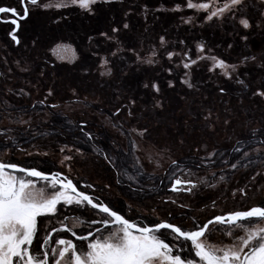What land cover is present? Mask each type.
<instances>
[{
    "label": "rangeland",
    "instance_id": "1",
    "mask_svg": "<svg viewBox=\"0 0 264 264\" xmlns=\"http://www.w3.org/2000/svg\"><path fill=\"white\" fill-rule=\"evenodd\" d=\"M19 1L0 0V7H13ZM186 2L112 0L111 3L98 4L94 14L79 8H31L30 16L19 33V45L9 37L12 28L0 22V133L11 129L9 134L17 141L16 148H5L7 140L0 136V157L36 168L52 165L70 179L92 184L95 195L110 201L130 217L143 219L145 223L159 215L162 220L167 218L177 224L183 220L187 230L191 229L193 219L198 223L207 222L214 215L264 206V176H257L252 181L257 171L264 172V163L257 160L248 168L231 170L220 162L233 160L231 148L237 140L246 141L257 148L261 146L258 141L264 140V135H261L264 133V98L253 94L264 91V69L258 67L264 61V21L253 10V27L243 30L237 21L231 19H217L214 22L201 19L202 13L188 9ZM177 5H180L179 10ZM146 7L155 15L158 10L179 11L180 18L163 15L161 21L146 32L143 29ZM189 17L192 22L185 23ZM2 18H6V15H2ZM169 19L171 22L167 21ZM180 19L184 24L182 48L179 44L183 52L182 63L178 66L180 82L170 87L167 80L172 76L166 68L173 64L167 63L162 54L159 61L151 56L156 64H148L147 59L143 62L142 57L136 58L133 53L135 50L144 54L145 49L141 47L143 40L154 43L159 35L171 34V23ZM124 24L128 25L127 29L123 27ZM256 24L260 26L256 27ZM113 28L120 31L113 33ZM102 33H107L112 39ZM245 35L247 40L243 39ZM57 45L69 47L54 55L52 50ZM198 45H204L203 53L199 52ZM168 47L163 48L172 49ZM113 52L117 54L113 56ZM200 56H215L228 64L238 65V71L233 79H228L221 74V69L210 71L213 61L200 60ZM246 56H255L257 60L255 63L245 61ZM105 59L110 62L107 67L112 69L111 76L100 75L106 70L101 67ZM191 60H197V64L184 68L183 64ZM236 76L249 86L244 88L240 85ZM185 80L194 87L189 88ZM145 84H149V87L145 88ZM152 84L158 85L160 91L156 92ZM49 92L52 93L50 96ZM42 104L46 107L58 104L59 111L72 115L76 120L82 116L79 120L83 123L88 121L85 113L96 109L110 110L113 116L103 115V123H106V131L111 133L115 147L127 157L126 172L136 176L137 182L129 181L127 175H120L103 157L87 153L82 149L85 144L51 133L47 130L49 127L43 126L41 135L39 122L45 124L44 121L49 118L48 113H42ZM20 109L26 110V114H22ZM118 110L119 115L114 116ZM21 115L23 120H30L31 123L15 122ZM89 129L90 132H100L98 128ZM133 129L136 131L133 132ZM20 131L24 135L20 136ZM254 131L257 134L253 137ZM139 133H143V136ZM65 143L69 147L80 148L84 153L83 156L71 153L74 157L69 162L71 172L61 165L63 154L58 149ZM212 151L222 154L216 158L215 166L204 160L207 168L195 167ZM27 152L33 155L29 156ZM43 152L48 155H36ZM173 160L180 163L185 173L191 168L192 172L212 183L224 175L225 182L215 189L200 185L195 194H162L158 183L173 181ZM208 168L216 171L215 178L208 175ZM191 178L196 181L197 177ZM118 179L120 183H117ZM43 184L38 182V188ZM239 189H245L247 195ZM130 193L133 198L125 196ZM172 200L176 203H171ZM214 200L215 207L212 204ZM181 204L186 207L181 208ZM92 212L91 209H74L70 216L87 217ZM167 213L171 215L167 216ZM50 224L59 226L55 219ZM216 227L221 231H216ZM216 227L210 226L215 236L209 242L221 245L230 243L231 238L222 235L226 226ZM60 234L66 236L65 233Z\"/></svg>",
    "mask_w": 264,
    "mask_h": 264
},
{
    "label": "snow or ice",
    "instance_id": "2",
    "mask_svg": "<svg viewBox=\"0 0 264 264\" xmlns=\"http://www.w3.org/2000/svg\"><path fill=\"white\" fill-rule=\"evenodd\" d=\"M20 2L22 14L15 8L0 7V14L11 13L14 17H18V19L10 21L16 28V31L10 33L11 40L17 45L21 43L17 35L20 29L18 20L29 18V5L33 9L43 10L79 8L88 14H94L98 4L111 3L112 0H20ZM186 7L201 12L200 18L207 21L214 22L217 19L237 21L243 30L253 27L251 15L253 10L258 13L261 21H264V0H198V2L187 0ZM179 8L180 5H177V10ZM191 22V17L185 21V23ZM255 26L259 27L260 25L256 24ZM123 27L127 29L128 25L124 24ZM119 31L118 28L112 29L113 33ZM102 35L112 39V37H108L107 33H102ZM243 39L247 40V35L243 36ZM161 43H164L163 37H161ZM68 47L57 45L52 50L53 54L56 55L60 50ZM198 50L203 53L204 45H198ZM116 54L112 53L113 56ZM155 55L156 53H153V56ZM174 55L179 54L170 52L169 59L171 60ZM58 58L63 59L64 57L58 56ZM199 59H211L213 65L209 70L221 69V74L228 79H233L239 68L238 65L228 64L215 56H200ZM256 60L255 56L245 57V61L252 63H255ZM146 62L154 63L151 58ZM109 63L107 59L103 61L101 67H105L106 70L100 73L101 76L112 75V69L107 67ZM194 64H197V60L184 63L183 67L187 69ZM258 67L264 69V61ZM235 78L244 88L249 86L245 80L239 79L238 76ZM184 83L189 88L194 87L188 80H185ZM169 86H173L171 82H169ZM144 87L148 88L149 84H145ZM151 87L156 92L160 91L156 84H152ZM9 91L11 90L9 89ZM51 94L49 92L48 95ZM253 94L264 98V91ZM19 111L26 114L24 109ZM118 113L119 110L116 115ZM205 119L208 120L209 117H205ZM15 122L31 123L30 120H23V115ZM86 127V125H79V130L86 138V142H92L95 137L93 133L86 130ZM11 131L9 129L7 132L0 133V136L7 140V143L4 144L5 148L17 147L16 138L9 134ZM144 131L146 132L147 129ZM256 134L254 131L252 136L254 137ZM139 135L143 136V133H139ZM258 143L261 145L259 148L246 141L237 140L231 148V152L234 154L233 160L224 159L220 162L231 170L248 168L257 160L264 163V140H260ZM20 150L24 151V149ZM58 150L63 154L61 165L66 166L69 172L72 170L69 162L74 159L71 153L84 155L80 148L69 147L67 143L59 147ZM92 151L98 156L102 155L104 161L120 172V175H127L129 181L137 182L136 176L128 174L126 170H120L113 155L94 145ZM26 154L33 155L32 152ZM36 155L47 156L48 153H36ZM219 156L222 154L212 151L195 167L207 168L208 166L203 163L204 160L215 166L216 158ZM172 165L173 182L170 190L173 192L182 191L195 194V190L200 185L215 189L218 184L225 182L224 175H220L218 181L212 183L204 177H199L192 172L191 168L185 173L178 161L173 160ZM177 171L179 175H177ZM208 175L215 178L216 171L208 168ZM192 176L197 177L196 182H193ZM257 176H264V172L257 171L252 176V181H255ZM38 182H44L43 186L37 188ZM117 183H120L119 179ZM89 189L93 194L86 191ZM239 191L247 195L245 189H239ZM94 192L92 184L78 187L72 179L63 173H45L36 167H22L15 163L3 162L0 159V264H264V206H255L247 210H233L227 212L226 215H214L207 222L198 223L193 219L191 229L186 230L183 220L177 224L169 222L167 218L162 220L159 215L154 220H150L148 225L142 221H134L131 217L126 218L121 214L120 209L106 203ZM233 196H235V192H233ZM171 203L175 204L176 201L172 200ZM212 204L215 207L216 201L214 200ZM180 207L184 208L186 205L181 204ZM60 208L69 210L84 208L94 211L87 217L60 216L58 215ZM128 208L131 210V205ZM152 211L155 213L156 210ZM170 215L171 213H167V216ZM38 218L42 219L38 220ZM52 219H55L59 227L50 224ZM46 224L48 226H45ZM210 226H226L222 235L230 237L231 242L224 245L210 243L209 241L215 236ZM77 229L80 230L79 233ZM216 231H221V229L216 227ZM41 233L43 234L41 235ZM60 233H70V237H74L75 241L70 237H61Z\"/></svg>",
    "mask_w": 264,
    "mask_h": 264
},
{
    "label": "trees",
    "instance_id": "3",
    "mask_svg": "<svg viewBox=\"0 0 264 264\" xmlns=\"http://www.w3.org/2000/svg\"><path fill=\"white\" fill-rule=\"evenodd\" d=\"M151 13V17L150 14ZM144 27L143 29L146 32H149L151 29L153 28L154 25H156L157 23H159V21H161L160 17H162L163 15H165L166 17H179L180 18V12L179 11H168V10H158L157 14L155 15L153 12H151V10L146 7V9H144ZM149 15V17H148ZM167 21H170L167 20ZM171 22V21H170ZM183 20L180 19L179 21H174L171 23V28L173 29V32L169 35L167 34H162L159 35V37H157L156 42L152 43L151 41H148L146 43L145 40H143V43L141 45V47H143L145 49V53L144 54H139V52L135 51L134 56H136V58H141L143 59V62H145L146 60L144 59H149L151 58V56H153V53H156L155 56H153L154 60L159 61L161 60V56L165 57V61L167 63H171L173 64V66L168 65V67L166 68L169 73H171L170 75L172 76V79L167 80V84L169 86V82H171V84L177 85L180 82V78H179V72H178V66H180V63H182V59H183V52H182V46L183 45V37H182V30L184 29V24L182 23ZM161 37L164 38V43H161ZM157 43V44H156ZM179 44L180 47L179 48ZM167 45H169L168 48L172 47V49L166 50L163 47H166ZM159 49V50H158ZM161 53H160V52ZM178 53L179 55H174V57H172V59L170 60L168 57L169 53ZM174 58H177L174 59ZM156 61L154 62V64H156ZM147 63V62H146ZM174 77V78H173ZM174 79V80H173ZM75 103H81L80 101H76ZM55 107H52L53 105H48V107H46L45 104H42L41 106V110L42 113H48L49 118L47 119V121H44L45 124L39 122L40 127L39 128V133H43L44 127H49L47 130H49V132L51 133H55L58 136H65L68 137L70 139H72L75 142H80L82 144H85L86 146H83V150H85L87 153H93L92 151V147L93 145L97 148L103 149L105 152L113 155V157L117 160V163L119 164V166L121 167V171L127 170V164L125 163L127 157L122 153V151H120V149H118L117 147H115V144L113 143V138L112 135L109 131H106V123H103L102 120V116L103 115H108V116H113V114L111 113L110 110L107 109H96L94 111H90L88 114L85 113L88 118V121L85 120L84 123L81 122V120H79L82 116H80L78 118V120L73 119L72 115L68 114V113H64L62 111H59V105L58 104H54ZM84 114V115H85ZM83 115V114H81ZM119 115V114H118ZM117 116V115H114ZM73 119V120H72ZM73 123V124H72ZM85 124L86 130H90L89 128H98L100 129V132L95 133V132H91L93 133L95 139L92 142H86V138L83 136V134L80 132L79 130V125H83ZM18 134H20V136L24 133L23 132H19ZM88 146V149L86 148ZM101 157H103L101 155ZM26 167H30V166H26ZM38 170H42L45 173H53L56 169H54V167L51 165H45V166H38ZM158 187L163 190L164 187L161 186L158 183ZM123 194V192H122ZM127 198L132 197L133 198V194L130 193V195H125ZM75 208H72L71 210L66 209V208H60V211L58 213V215L63 216V215H70V213L72 212V210H74ZM69 210V213H67V211ZM94 211V210H93ZM76 214V213H75ZM42 219V218H40Z\"/></svg>",
    "mask_w": 264,
    "mask_h": 264
},
{
    "label": "flooded vegetation",
    "instance_id": "4",
    "mask_svg": "<svg viewBox=\"0 0 264 264\" xmlns=\"http://www.w3.org/2000/svg\"><path fill=\"white\" fill-rule=\"evenodd\" d=\"M9 8H15L16 10H17V12H20L21 14H22V6H21V2L19 1V4L18 5H16V6H13V7H9ZM29 8H30V11H31V6L29 5ZM2 15H6V18H2ZM29 16H30V14H29ZM12 19H18V17H14L11 13H2L1 15H0V22L2 23V24H4V25H8L9 27H11L12 29L10 30V32H14V31H16V28H15V26L14 25H12L11 23H10V21L12 20ZM28 20V19H27ZM27 20H18V22H19V24H20V29H19V31L17 32V35H18V37H19V33H20V31H21V28H22V25H23V23H25ZM9 32V33H10ZM9 37L11 38V36H10V34H9ZM20 39V38H19ZM16 44V43H15ZM17 45V44H16ZM1 76H2V72H1V68H0V78H1ZM0 159H2L1 157H0ZM2 161L3 162H6V163H15V164H17L18 166H22V167H26L25 165H22V163H20V162H17V161H5V160H3L2 159ZM38 169V168H37ZM55 172H58V171H54L53 173H55ZM73 180V179H72ZM193 180V179H192ZM74 181V183H76L77 185H78V187H83L85 184H82V183H79L77 180L75 181V180H73ZM169 181H164V182H161V186H163L164 187V189L161 191V193L162 194H170V193H176V194H178V193H182V191L181 192H173V191H171L170 189H171V185H172V182L171 183H168ZM193 182H196L195 180H193ZM37 188H38V183H37ZM128 186V185H127ZM86 191H88L89 192V194H93L91 191H89V190H86ZM183 193H187V192H183ZM105 201V200H104ZM106 203H110L111 204V202L110 201H105ZM111 206H113L112 204H111ZM114 207V206H113ZM115 208V207H114ZM119 209V208H118ZM121 210V209H120ZM121 214H123V215H125V217L126 218H129L130 216L126 213V212H124V210H121ZM132 218V217H131ZM40 218H38V220H39ZM134 221H142L143 222V219H135V218H132ZM169 222H171V221H169ZM145 225H148L149 223H145V222H143ZM56 226V225H55ZM150 226V225H149ZM56 227H59V226H56ZM78 231V233H79V231L80 230H77ZM54 235V234H53ZM65 235L66 236H64V235H62V234H60V236L61 237H65V238H69L70 237V233H65ZM70 238H72L74 241H75V238L74 237H70ZM198 259V258H197Z\"/></svg>",
    "mask_w": 264,
    "mask_h": 264
},
{
    "label": "water",
    "instance_id": "5",
    "mask_svg": "<svg viewBox=\"0 0 264 264\" xmlns=\"http://www.w3.org/2000/svg\"><path fill=\"white\" fill-rule=\"evenodd\" d=\"M1 15V14H0ZM34 179V178H33ZM74 182V181H73Z\"/></svg>",
    "mask_w": 264,
    "mask_h": 264
}]
</instances>
